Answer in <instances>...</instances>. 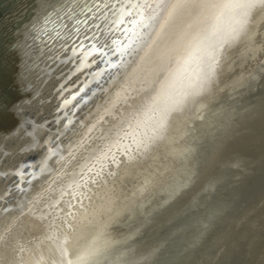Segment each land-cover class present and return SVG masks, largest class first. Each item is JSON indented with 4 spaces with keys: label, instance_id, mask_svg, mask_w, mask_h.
<instances>
[{
    "label": "rangeland",
    "instance_id": "obj_1",
    "mask_svg": "<svg viewBox=\"0 0 264 264\" xmlns=\"http://www.w3.org/2000/svg\"><path fill=\"white\" fill-rule=\"evenodd\" d=\"M43 1L46 5L51 2L49 21L53 23L47 20L39 27L43 8L32 14L39 20L30 25L35 32L22 33L15 51L20 53L17 61L28 63L42 48L34 71L29 72L25 64L22 76L32 75L19 81L23 91L38 88L44 67L50 70L48 79L39 85L37 94L13 104L9 113L7 104L0 107V118L17 125L13 132L4 128L6 133L0 137V264H21L36 244L54 247L58 239L73 242L90 227L91 239L105 232L110 238H124L109 254L110 258L118 256L121 264H129L131 256V264H174L180 255H188L185 264H264V130L257 132L244 152L220 153L212 162H205L206 154L187 157L202 122L214 112L244 106L247 99L252 102L254 98L252 94L249 98L245 83L259 71L264 73V2L252 0V5L236 9L227 1L216 15L209 13L211 7L191 10L194 16L185 22L189 31L181 47L194 67L191 86L182 95L185 100L179 94L176 101L170 96L174 83L181 84L180 59L171 71L176 70L174 79L155 88L149 85L130 104L141 85H136L138 66L133 63L143 59L153 45V36L172 23L176 0H156V4L121 0L114 15L124 30L112 45L113 51L98 62L99 56L91 54L101 37L84 40L92 34L95 19H88L82 27L78 21L83 18L77 15L71 20L65 6L57 8L64 0ZM192 2L182 0V10H189ZM71 22L77 30L61 41L62 29L74 27ZM203 29L205 34L200 37ZM226 44L227 52L221 58ZM170 48V44L164 45L161 52ZM88 53L91 57L86 62L83 58ZM123 56L129 64L122 62ZM62 58L59 63L57 59ZM0 71L5 72L3 88L12 73L11 65ZM61 72L66 75L63 84L58 78ZM113 85L120 87L111 89ZM211 88L212 94L200 100L199 106V99ZM158 89L168 92L166 100L157 99ZM196 105L200 108L191 114ZM180 133L185 137L177 140ZM174 139L173 156H166L174 161L153 178L152 159ZM202 145H195L193 154ZM183 147L186 155L182 160L174 155ZM201 163L205 174L200 173L193 189L139 238L148 230L149 216L155 210L161 213L189 187L194 179L190 177ZM155 165L156 169L161 166L159 161ZM117 220L133 223L130 228L117 225L108 230Z\"/></svg>",
    "mask_w": 264,
    "mask_h": 264
},
{
    "label": "water",
    "instance_id": "obj_2",
    "mask_svg": "<svg viewBox=\"0 0 264 264\" xmlns=\"http://www.w3.org/2000/svg\"><path fill=\"white\" fill-rule=\"evenodd\" d=\"M39 1L40 0H24V1L22 0H0V61L3 60V63H6V64L8 63L12 66V73L10 75L11 80L9 82V85L11 86L10 87L11 90L10 89L8 90V91H11L12 97H10L11 102L9 106L6 107V109L12 106V103L15 105H18L19 103H16V102L19 101L21 97L24 98V96L26 95L25 92L19 91L20 88L22 87V85H20L21 83L19 84V81L25 77L26 78L28 77L27 79H30L32 75L31 73V74H28L27 76L26 75L22 76L26 72L25 69L27 66L25 67V64H28V66L30 67L29 72L30 70L34 71L36 66L39 65L37 61V57L41 53L40 51L42 50V48L38 49V53L36 54V56H34L33 60L28 63H26L24 59H22L23 61L21 59L20 60L18 59L17 61V58L15 57L17 53L15 50H13V47L16 46L15 42L19 39V37L21 39L22 33L27 34V32H30V35H33L34 33L32 31L33 28L30 27V24H32L36 20V18L32 16V13L38 14V10H39L38 7L41 8L42 4H44V2L41 4L39 3ZM120 2L121 0H97L95 7L93 8L92 12L89 15L88 19L90 20L91 18H94L95 22L93 25L92 34L89 32L90 35L87 36L84 40L89 38L92 41L93 39L95 40L101 37L100 41L94 42L95 49L93 50L91 54L95 57L99 56L96 62H98L100 59L102 60L105 55L113 51L112 45L116 43V40L118 39L119 35L124 30L123 23L121 21L118 23L117 19L119 18L117 14L114 15L115 10H117V7L119 6ZM22 3L24 4L21 5ZM17 4L20 6H17ZM64 6H65L64 9L71 12L68 9V7H66L65 0H64V4H60L57 8L60 9ZM73 8L75 9V5L73 6ZM49 9H50V3H48L47 5L45 4L43 6V10L45 14L42 17L43 20L41 19L40 21L41 22L40 25L43 22L46 23L47 20H49L50 17L53 15V12ZM252 10L250 11L249 14H251ZM79 24L80 26L84 27L85 25L84 19L79 21ZM72 30L74 32L77 29L74 28ZM11 32H12V35L10 34ZM35 40H37V38H35ZM91 41H90V44H91ZM1 42H4V43L2 44ZM227 45L228 44L222 47V49L224 48V52L222 53L221 58L224 55V53L227 52V49H226ZM60 48H64V46L61 45ZM90 57L91 56L88 53L87 56L83 58V60L86 59V62H87L90 59ZM64 59L65 58H62L60 60L57 59V61H59V63H62ZM20 61H22V64H19ZM44 68L45 69H42L40 71L41 78L44 77V79L40 83L42 84V86L48 79L47 75L50 74V70L47 67H44ZM220 70L221 68L218 67L216 81L218 79ZM196 73H197V70L194 71V74ZM63 74L62 72L58 74V78L61 79L60 83L62 82V84H63V81H65L66 79V75L63 76ZM215 82H213L212 88ZM25 84L28 87L30 86L29 82ZM39 85L37 86L38 88H35L31 94L38 93V91L41 89ZM32 88L33 87H31V89ZM57 88L59 89V85ZM212 88L210 91H208L207 94H205V96L203 94V96L199 99V101L207 99V97L212 94ZM245 88L247 89L248 95H250L249 98H251L252 95L254 96V98L251 99L252 102L247 99V101H245L246 104H244V106L231 108L226 111L214 112L208 120L202 122L201 124H206V122H208L209 124L206 127L201 126L200 124L199 135L191 148L195 147V145L199 143L200 144L203 143V145L200 148V151L197 152V154H193V153L190 154L189 153L191 149L190 148L188 150L189 152L187 151L188 152L187 157L191 158V157H196L200 154H207L209 157L207 161L205 162H208L210 160L212 162L213 159L216 158L217 155H219L220 153H229L232 151L244 152V149L246 150V148L250 146L251 141L255 139L254 137L256 136L257 132L260 130H264V73H260L259 71L257 75H255L254 77H252L245 83ZM0 95H1V90H0ZM201 101L199 102V106H200V103H202ZM3 103L5 104L4 97L2 98L0 97V105H2ZM3 105L1 106V108L5 107ZM197 105L195 106L191 114H193L194 111L200 108ZM204 105L206 106L205 103ZM235 121L236 122L238 121V123H234ZM237 124H239L238 127H236ZM5 131L6 130H4V127L0 126V133L2 132L1 136L5 135L6 133ZM208 134L210 135L207 136ZM206 138H208V142H206L205 140ZM202 167H204L202 163L201 165H198L196 167L195 171L190 177L192 178L194 176V179L192 180L191 184L185 191H183L178 197H175L161 211V213L155 210L153 213L155 215L152 214L153 216H149L151 217L152 220L149 222V225H147V227L149 226L148 230L143 235H141L139 238H144L149 233L154 223L162 215H164L165 212L169 210L177 202V200L184 197L191 189H193V187L197 184L200 178ZM219 215H221V213ZM59 245H60L59 248L61 249L62 247L61 243ZM56 250H57L56 252H58L57 257H54L52 255L46 256L48 264H53L50 261V259L53 257L56 259V262H60V260L64 258L63 255L58 251L59 249H56ZM179 257H180L178 258L179 260L175 262L174 264H185L188 260V255H180Z\"/></svg>",
    "mask_w": 264,
    "mask_h": 264
},
{
    "label": "bare ground",
    "instance_id": "obj_3",
    "mask_svg": "<svg viewBox=\"0 0 264 264\" xmlns=\"http://www.w3.org/2000/svg\"><path fill=\"white\" fill-rule=\"evenodd\" d=\"M56 1H58V0H56ZM151 1H152V4H156V2H157L156 0H151ZM178 1L176 0V2H173V5L175 7V11L176 12H174V17H173L174 20H172V23L169 26H164L166 28L165 31H163V32H161V33L156 34V35L153 36L155 40L152 43L153 45L151 46V44H150V48L145 52L144 57H143L144 60L141 58V60H138V61H136V62L133 63V66L134 67L138 66V77L135 79L137 81L136 82V85L137 84H141V85L137 88V90H136L137 91V94L131 100V102H129L130 104L135 103L136 101H138V99L143 94V92L146 89V87H148L149 85H154V88H155V87L159 86V84H162L163 81L172 79L173 76L176 74V70L174 72H171V71L173 70L174 67H176V65H177V63H178V61L180 59H181V62H183V66L181 68L180 67L178 68V71H179L180 77H181L180 78L181 84L175 85V83H174L173 89L171 91V95L170 96H171V98L174 101H176L177 100V95L179 94V95H181V98L185 100V98L182 95L185 94L186 93V90L191 86V85H189L190 82L193 79V75H192L191 69L194 68V67H193V64L190 61H188L187 55H185V53H182L181 52V47H182L183 43L185 42L184 41L185 40V32L187 33V31H189V29L187 27V24H185V22L189 18H190L189 20H191L193 18V16H194L191 13V10H194V8H199V9L206 8V9H209L210 10V7H211V10L209 11V13H213V14L216 15L217 13L219 14V12L221 11L222 7L227 3V1H229L230 4H233L234 8H236V9L237 8H240V7L246 8L247 7L246 4H249V5L250 4L251 5L253 4L252 2L251 3H248L247 0H193L192 4L189 5V8H190L189 10H186V9H183L182 10V8L184 7V4L181 3L182 0H178ZM43 2L45 3V1H43V0H40L39 1V3H41V4ZM257 2L258 3H262V2H264V0H255V3H257ZM44 5L45 4H42L41 8L38 7V9H41L42 10V8H43ZM53 5H54V3H53ZM57 5H58V3H57ZM218 5L220 7H218ZM228 6L230 7L231 5L228 4ZM126 7H128V6H126ZM218 8H219V10H218ZM76 11H77V9H76ZM55 13H57V12H55ZM70 13H72V12H70ZM32 14L35 15L34 13H32ZM39 14H41V13H39ZM63 14H65V13H63ZM54 17H55V14H54ZM55 19H57V18H55ZM71 20H74V18L71 19ZM36 21H39V20L36 19ZM39 22H37V23H39ZM50 22H52V21H49V23ZM27 23H29V22H27ZM37 23L35 22V24H37ZM78 23H79V21H78ZM64 24H66V23L64 22L62 25H64ZM72 24H74V23H72ZM75 24H74V27H70V30L69 31L62 29L63 34L60 35V33H59L60 36L58 35L60 37L59 39H61V41L67 35H69L70 33L73 32L72 29H74L76 27ZM49 25H52V24H49ZM40 26L41 25H39V27ZM46 26H44V27H46ZM32 27H34V26H32ZM51 29H53V28H51ZM51 29H49V31ZM219 29L221 31L223 30V28L221 26H220ZM43 30H44V28H43ZM42 31H40V32H42ZM66 31H68V32H66ZM59 32H61V31H59ZM45 33H47V32L45 31ZM204 34H205V31L203 29V30L200 31L199 36L202 37ZM37 35H39V33H37ZM47 37H48V35H47ZM55 40H54V43H56ZM56 41H58V40H56ZM1 43L3 44L4 42H1ZM134 44L135 43L132 44V47L134 46ZM167 44H170L171 45V48L168 51H166L165 53L161 52V47L164 46V45H167ZM15 45L16 46L13 47V50H15V48L18 46V44H15ZM52 45H53V43H52ZM127 49H129V47ZM16 53L17 54L15 55V57L18 58L19 55H20V53L19 54H18V52H16ZM126 53H128L127 56L130 58L131 53H129V51L126 52ZM121 60H122V62L128 63V62L124 61L125 60L124 59V56L121 58ZM9 66H10V64L3 63V60L0 61V67L7 68ZM128 67H129V65H128ZM11 68H12V66H11ZM126 68H127V66H126ZM10 75H11V73L7 77L6 86L3 87V88H0V90H1L0 97L1 98L4 97V101H5V104H7V107L10 104L9 97H12L11 91H8L10 89V87H11L9 85V82L11 80ZM189 76H191V78L189 80H187ZM4 79H5V72L4 71H0V84L3 82ZM177 83H180V81L178 80ZM128 85H129V83H128ZM234 85H235V83H234ZM119 87H120V85H118L117 87H115V85H113L111 87V89L112 88L118 89ZM185 87H186V89L184 90ZM33 90L34 89H30L29 88V89H26L25 91H23L22 90V87H21L19 91L25 92L26 95L24 96V98L21 97L20 100H24V99H27L29 97H32L34 95V94H31L33 92ZM180 90H181V92H180ZM165 96L166 97L168 96V92L167 93L166 92L164 93V90L158 89L157 99H159L161 101V100H163L165 98ZM164 100H166V99H164ZM2 105H0V107ZM12 105H13V103H12ZM10 107L8 109H6V113H9ZM155 123H157V122L155 121ZM208 124L209 123L206 122V124H201V126L206 127ZM0 126H4V128H6L7 130L12 131V132L17 128L16 127L17 125L13 124L12 122H10V120H8L6 118H0ZM155 135H158V134H155ZM1 137H3V136H1ZM184 137H185V133H180V137L177 138V140L180 139V138H184ZM177 140L174 139V141L172 143L165 144V147L162 148L161 151L158 154H156V156L152 159V163L153 164L151 166H154L153 167L154 169L152 170L153 173L152 172L151 173H152V177L153 178L154 177L156 178V176L159 175L158 173L164 167L171 165L170 162H173L174 161V157H173V159L172 158H167V157L173 156L172 153L175 150L174 144H176ZM184 151H185V149L183 147V149L182 148L179 149L178 152L174 156H176L178 154V156L181 157L182 160H183L184 156L186 155V153ZM188 152H187V154H188ZM189 153L190 154L194 153L193 148L190 149V152ZM163 156L166 159L163 160L162 159V158H164ZM207 156L208 155L206 154L205 157L207 158ZM156 159H158V160H156ZM158 161H159V164L161 166H159L156 169L155 166H157V165H155V164H157ZM202 174L203 173H201V176H202ZM201 179H202V177H201ZM137 189H138V187H137ZM217 210H219L221 212L220 209H217ZM211 212H213V209L210 211V213ZM218 212L217 213L215 212V213L218 214ZM206 215L207 214H205V216ZM114 223H116V224H114L111 227H109L108 230L115 229L117 227V225H118V227L120 229H126L127 225H129V228H130V225L133 223V221L127 223V221H124V220H117ZM136 225H137V223H136ZM92 231H93V229L91 227L90 228H87L81 234L82 236L80 238L76 239V240H73V242H68V241L63 240V239H58V240H56V244L57 245L55 244L56 246H54V247H50L49 245H46L45 246L42 243H38L29 252V254L23 259V261H22L21 264H48V261H47V257L46 256L52 255L54 257H57L58 256V252H56L57 251L56 249H59L58 251L63 255L64 258L62 260H60V262H56V259L54 257L51 258L50 261L53 264H121L122 261H121L120 258H118V256H116L115 258L114 257L110 258V255L109 254L113 253V250L122 243V241L124 240V238H119V236H114V238H110V237H107V235H106L107 232H105L103 235H99L97 238H92L91 239L90 236H91V232ZM130 232H131V229H130ZM60 243H61V246H62L61 249L59 248L60 247V245H59ZM136 245H137V243L135 244V246ZM141 245L144 246L143 244H140V247H141ZM140 247H139V249H140ZM134 251H135V249H134ZM107 257H108V260L105 261ZM129 259L127 261H129V264H131L132 261H133L132 260V256Z\"/></svg>",
    "mask_w": 264,
    "mask_h": 264
},
{
    "label": "snow or ice",
    "instance_id": "obj_4",
    "mask_svg": "<svg viewBox=\"0 0 264 264\" xmlns=\"http://www.w3.org/2000/svg\"><path fill=\"white\" fill-rule=\"evenodd\" d=\"M96 2L97 0H65L66 7H68V9L72 12V15L69 16V19H73L79 15V17L83 18L85 23H87L89 15L95 7ZM247 2L251 3L252 0H247ZM74 5L75 9H78V13L75 9H73ZM65 27H67V25H65Z\"/></svg>",
    "mask_w": 264,
    "mask_h": 264
}]
</instances>
